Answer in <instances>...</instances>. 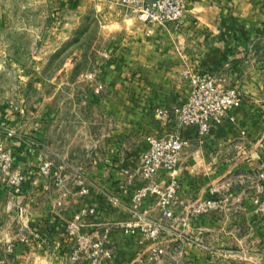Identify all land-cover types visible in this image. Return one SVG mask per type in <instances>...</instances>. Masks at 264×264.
Instances as JSON below:
<instances>
[{
	"label": "crops",
	"instance_id": "0c3cea01",
	"mask_svg": "<svg viewBox=\"0 0 264 264\" xmlns=\"http://www.w3.org/2000/svg\"><path fill=\"white\" fill-rule=\"evenodd\" d=\"M129 19L111 24L98 65L71 81V116L61 120L70 132L49 130L57 119L38 68L29 78L17 66L20 92L0 96V147L24 174L20 187L0 186V264H75L66 221L134 219L131 197L143 181L132 174L147 137L170 131L171 111L189 93L186 72L222 76L242 101L204 139L195 126L180 128L189 144L174 172L177 211L207 198L215 205L186 224L163 219L165 264H264V0H189L186 18L166 28ZM45 162L66 165L60 185L41 172ZM169 177L162 171L156 181ZM138 213L145 223L160 217L151 198ZM111 241L116 254L108 264H131L141 254L138 233L117 228Z\"/></svg>",
	"mask_w": 264,
	"mask_h": 264
},
{
	"label": "built area",
	"instance_id": "2783aa9c",
	"mask_svg": "<svg viewBox=\"0 0 264 264\" xmlns=\"http://www.w3.org/2000/svg\"><path fill=\"white\" fill-rule=\"evenodd\" d=\"M115 4L118 14L124 18L137 17L143 23H154L166 28L171 24L181 23L186 18L189 0H116ZM185 76L188 78L189 93L181 103L173 107L170 131L161 136L147 137L148 148L140 154L132 174L143 181V185L131 197L130 208L134 219L123 222H84L74 217L66 221L65 232L72 240L68 252L70 262L108 264L116 254L111 235L115 229L123 228L127 234L138 233L143 244L141 254L131 264H165L169 248L160 241L164 229L163 219L186 224L193 215L215 205L212 198H207L188 207L185 213L177 211V205L182 201L177 198L179 181L174 172L182 150L189 144V139L180 135V128L195 126L198 137L204 139L214 126L222 124L240 104L242 92L236 86L226 85L225 79L215 73L186 72ZM13 163V154L8 149H0V186L9 190L20 187L24 179L23 172L15 169ZM65 168L64 163L52 165L45 162L40 166L42 173L52 175L57 180V185L61 184L59 179ZM162 171L170 177L164 184H159L156 177ZM67 192V188L61 192L57 202L59 205ZM86 192L84 187L80 190V193ZM147 198L155 201L160 212L159 219L149 223L143 222L142 215L138 213L139 205ZM262 204L264 205V201Z\"/></svg>",
	"mask_w": 264,
	"mask_h": 264
},
{
	"label": "rangeland",
	"instance_id": "374dc122",
	"mask_svg": "<svg viewBox=\"0 0 264 264\" xmlns=\"http://www.w3.org/2000/svg\"><path fill=\"white\" fill-rule=\"evenodd\" d=\"M115 3L0 0V96L20 92L17 82L22 73L17 66L25 67L29 78L38 68L43 96L52 101L57 119L49 130L70 132L71 123L61 120L71 116V81L83 70L97 66L100 53L111 43L105 32L114 34L116 26L111 24L124 18ZM7 83H12L14 90H5ZM32 94L35 97V92ZM0 149L8 148L2 145Z\"/></svg>",
	"mask_w": 264,
	"mask_h": 264
}]
</instances>
